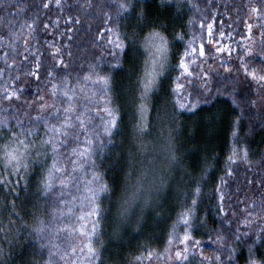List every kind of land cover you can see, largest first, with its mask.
I'll list each match as a JSON object with an SVG mask.
<instances>
[{
  "label": "trees",
  "instance_id": "1",
  "mask_svg": "<svg viewBox=\"0 0 264 264\" xmlns=\"http://www.w3.org/2000/svg\"><path fill=\"white\" fill-rule=\"evenodd\" d=\"M16 3L17 0H0V123L5 119L9 124H14L17 118L27 120L24 108H20L23 100L13 99L10 107L4 98L6 89L22 90L24 98L32 101L39 94L46 99L50 97L54 78L49 77L47 71L55 69L49 42L61 47L65 54L72 53L70 59L76 71L70 77L68 88L76 94L78 104L83 102L93 110L105 107L102 101L89 103L92 92L99 87L98 83L84 79L90 65H97L96 72L107 74L111 80V106H118L119 126L113 129L111 137L106 136L103 133L106 115L93 112L92 127L99 133L98 138H94L95 167L91 163L85 165L86 171L99 172L100 179L112 189L110 193L101 194L98 201L104 210L99 216L97 235L93 237L94 246L100 250L96 264H164L163 259L153 258L149 262L137 261L134 257L145 252L146 246L162 252L173 223L193 198L197 200L199 217L193 231L202 241L205 255L214 254L218 245L212 240L223 235L226 243L237 249L234 254L237 264H245L254 236L250 233L235 241L236 229L250 231L239 224L241 212L252 201L264 198V82H258L243 71L245 64L249 71L264 65V57L259 55L264 34V27L260 25L264 21L255 17L248 19V0H140L146 14L141 25L136 24L133 11L118 14L116 0H61L59 6L56 0H19V6L25 9L23 12L13 8ZM44 4L49 6L45 8ZM237 17L253 25L251 42L241 40V34L245 37L250 34L242 30ZM153 20L165 22V27L158 30L166 35L168 53L160 78L163 91L157 89L147 101L144 119L148 129L141 147L134 127L140 120L137 108L140 101L136 98L141 91L145 64L151 63L144 41L155 27ZM30 23L31 32L26 27ZM208 23L232 33L217 37L222 43L230 44L231 54L213 51L199 56L201 43L206 50L208 48ZM133 33L134 40L129 39ZM105 34L112 39L119 36L125 47L118 49L109 45ZM25 39L29 41L28 51H25ZM249 47L254 49L252 53H247ZM191 48H196L197 52L191 53ZM186 49L190 52V56L184 58L189 62V73H183L179 66ZM37 61L42 65L39 70L34 68ZM176 84L183 87L177 89ZM182 100L189 106L179 108ZM193 104L195 107L191 106ZM17 108L20 111H16ZM30 115L34 112L30 111ZM101 142L104 147H100ZM3 143L0 140V145ZM73 146L70 143L61 149L67 171H71V160L75 158L69 155ZM173 154L175 160L171 159ZM50 163L51 154H48L32 164L27 189L23 183L15 192L0 188V219L4 225L8 224L13 200L18 213L11 215L14 221L11 235L0 231V249L5 254L3 264H33L34 257L48 259L51 245L40 248L44 241L34 238L37 217L49 225L45 235L51 239V233L62 224L78 228L81 221L77 217L89 211L86 205L82 208L75 204L74 214L66 212L59 217L54 211L61 205L51 195H45L39 183ZM141 172H154L158 175L156 180H164L168 186H164L158 204L144 211L139 224L137 218H129L121 226L119 238H114L117 198ZM85 183L82 180L79 185L81 193ZM197 186L201 188L199 194L194 193ZM60 187L56 185V190ZM72 196L80 198V193L69 185L68 194L62 198L71 200ZM5 199L9 203L5 204ZM108 207L112 211H107ZM93 222L89 218L86 230H91ZM257 227H260L259 222L252 226ZM71 228H62L56 233L59 238L55 243L64 250L76 246L79 251L84 247V237ZM252 258L264 264V244L257 241L253 245Z\"/></svg>",
  "mask_w": 264,
  "mask_h": 264
},
{
  "label": "snow or ice",
  "instance_id": "2",
  "mask_svg": "<svg viewBox=\"0 0 264 264\" xmlns=\"http://www.w3.org/2000/svg\"><path fill=\"white\" fill-rule=\"evenodd\" d=\"M60 3L61 0H56L58 6ZM116 4L118 14L133 11L136 13L135 21L137 25L145 22L146 14L141 7L140 0H116ZM48 6V4H44L45 8ZM246 7L248 8V19L255 17L258 21H264V0H248ZM13 8L19 12L25 11L24 8L19 6V0L13 5ZM137 9L140 10L137 11ZM69 19L71 20L72 18L69 17ZM237 19L240 18L237 17ZM151 23L155 27H153V30L144 41L145 48L149 50L148 55L151 63L150 65L147 62L145 64L141 91L136 98L140 101L137 105L140 112V120L134 127L138 135L137 142L141 147L144 144L142 137L148 129V125L144 119L147 101L151 98L152 94L156 93L157 89L163 91L160 78L164 74L163 69L168 53L166 35L164 32L158 30L165 27V22L153 20ZM240 26L242 30H247L250 34L249 37L241 34V40H244L246 43L251 42L250 37L253 32V25L245 23L240 19ZM260 26L264 27V23H261ZM26 27H28L30 32L33 30L31 23L27 24ZM201 27L202 29L205 28L203 22H201ZM108 31L110 32L111 29ZM13 35H16V33H13ZM206 35L208 37V48L206 50L204 43L199 45L200 57L213 51L217 54H222L226 51L231 54L232 48L230 44L222 43L221 39L217 38H223L226 35L231 36V32L226 33L219 25L208 23L206 25ZM134 38L135 33H133L132 37H129V39L133 40ZM105 40L115 48L123 49L125 47L124 40L120 39L119 36L112 39L105 34ZM24 43L26 45L25 51H28L27 45L29 41L25 39ZM49 44L53 53L52 68L55 69V71H47V75L54 78L49 90L50 97L46 99L45 95L39 94L36 100L32 101L24 98L22 90H5L4 98L8 101L10 107L13 106V99L16 101L23 100L20 108H24L23 115L27 117V120L17 118L14 124H9L7 119H5L0 123V140L4 141L0 145V188L7 189L9 192H15L23 183V187L27 189L29 186L28 173L32 164L41 156L51 154V163L47 167L46 175H42L39 183L42 192L45 195L54 197L61 205V207L54 209V211L59 214V217H63L66 212L74 214V204L81 205L82 208L86 205L89 211L85 215L77 217V220L81 221L78 228H71L68 224H62L61 227H57L51 233V239H47L45 235L49 225L45 224L42 218L37 217V234L34 238L37 241H44V243H40V248H44L46 244L51 245V247L49 248L48 259L46 261L34 257L33 264H58V261L62 262V264H96V260L99 259L100 250L99 247L94 246L93 237L97 235V225L100 223L99 216L102 210H104V206L98 203V201L101 199V194L110 193L112 189L100 179L101 174L99 172L93 169L86 171L85 165L91 163L95 167L92 155L95 147L94 138H98L99 133L92 127L93 112H103L106 115V119L103 120V133L111 137L113 129L119 126L118 106H111L110 97L112 92L109 76L107 74L100 75L96 72L97 65L94 64L89 66L90 71L84 76L86 81L99 84V87L92 92L89 103L102 101L105 107L93 110L89 108L88 104L83 102L78 104L75 99L76 94L68 88L70 77L76 71L70 59L72 53L69 51L65 54L61 47H57L51 42ZM68 47L70 48L71 46L69 45ZM253 51L252 47L247 48V53H252ZM196 52V48H191V53L194 54ZM259 55L264 57V34H262ZM189 56L190 52L186 49L179 62L183 73L190 72L189 62H186L184 59ZM24 59L26 60L27 57H24ZM240 59L243 61L244 58L240 57ZM41 67L42 65L39 61L34 65V68L37 70L41 69ZM243 71L258 82H264V74H261L264 72V65H261L259 69L253 68L249 71V67L245 64L243 65ZM94 73L95 77H93ZM204 75L207 76L208 73L205 72ZM37 79H39L38 74ZM138 83H140L139 78ZM175 87L181 89L183 86L176 84ZM61 99L63 100L62 103ZM178 106L184 109L189 105L186 101L182 100ZM191 106L195 107L194 104ZM20 108H17L16 111H20ZM30 111L34 112V115H30ZM81 137H83V140ZM70 143L74 144V146L71 147L69 155L75 158L71 160V171H67L65 165L66 157L64 151L61 149L62 146H67ZM100 147H104L103 142H101ZM65 150L67 149L65 148ZM171 159H176L174 154L171 156ZM66 172L67 174H65ZM89 172L91 176H89ZM145 175L146 173L141 172L136 176L134 181L130 182L117 198L118 202L114 211L115 227L112 232L114 238H119L121 226L129 220L137 207L140 208V214L137 216V224H139L143 220V210L154 206L158 202V198L166 182L161 180L159 185H152L146 189L143 180ZM129 178L130 180L132 179L131 173L129 174ZM82 180L86 181L83 193L80 192L79 188ZM56 185L61 186L59 190H56ZM69 185L76 188V191L80 193V198L77 196H72L71 200L62 198L68 194ZM200 192L201 188L197 186L194 189V193L199 194ZM223 199L224 197L221 196V200ZM7 203L9 202L5 199V204ZM64 205H68L69 207L65 208L63 207ZM11 206L12 212L9 213L8 224L5 226L3 220L0 219V231L8 235H11L14 227L11 215H18L16 212L17 205L14 200L11 201ZM107 211H112L111 207H108ZM221 211H223V208H221ZM196 213L197 200L193 198L186 207L185 212L173 223L163 251L158 252L156 249L146 246L145 252L140 253L134 259L137 261L148 260L149 262L153 258L156 260L163 259L164 264H237V257L234 255L237 249L232 247L231 244H227L226 237L223 235H217L212 240L213 244L218 245L214 254L212 256L205 255L202 241L196 237L193 231L194 225L199 221ZM89 218L94 221L91 224L90 231L85 228V225L89 223ZM257 222L260 223V227L253 229L252 226ZM239 224L247 227L250 231L241 232L238 227L236 229L235 241H239L242 236H249L250 233L254 236L252 243L249 244V259L245 264H261L260 261L253 259L252 255L253 245L257 241L264 244V198L259 201H252L250 205L242 210ZM62 228H71L72 232H78L83 236L84 247H81L79 251H77L76 246H71L68 250H64L60 244L55 243L59 238L56 233H59ZM209 239L212 238L209 237ZM4 255L3 250L0 249V264H3ZM85 258L87 259L85 260Z\"/></svg>",
  "mask_w": 264,
  "mask_h": 264
},
{
  "label": "rangeland",
  "instance_id": "3",
  "mask_svg": "<svg viewBox=\"0 0 264 264\" xmlns=\"http://www.w3.org/2000/svg\"><path fill=\"white\" fill-rule=\"evenodd\" d=\"M263 102H264V98H263V100H262ZM158 175L157 174H154V172L151 174H146L145 176H144V178H143V180H144V186H145V188L147 189V188H149L150 186H152V185H159V183H160V181H158V180H156V177H157ZM165 186H168V183H165ZM164 193V189H163V191L161 192V194H160V196H162V194ZM159 196V197H160ZM158 201H159V198H158ZM158 204V202L155 204V205H157ZM154 205V206H155ZM154 206H152V207H154ZM151 207H149V208H146V209H144L143 210V213H144V211L145 210H149ZM140 214V208L139 207H137L136 208V210L132 213V215L130 216V218H137V216Z\"/></svg>",
  "mask_w": 264,
  "mask_h": 264
}]
</instances>
